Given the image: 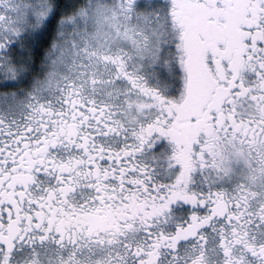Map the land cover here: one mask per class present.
<instances>
[{
    "label": "snow or ice",
    "instance_id": "6c2138e0",
    "mask_svg": "<svg viewBox=\"0 0 264 264\" xmlns=\"http://www.w3.org/2000/svg\"><path fill=\"white\" fill-rule=\"evenodd\" d=\"M0 264H264V0H0Z\"/></svg>",
    "mask_w": 264,
    "mask_h": 264
}]
</instances>
